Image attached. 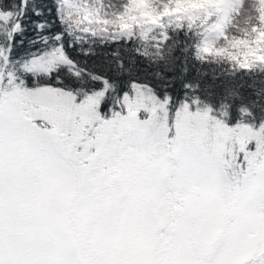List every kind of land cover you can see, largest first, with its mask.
<instances>
[{
	"label": "snow or ice",
	"instance_id": "6c2138e0",
	"mask_svg": "<svg viewBox=\"0 0 264 264\" xmlns=\"http://www.w3.org/2000/svg\"><path fill=\"white\" fill-rule=\"evenodd\" d=\"M234 3L0 0V264H264V30L230 40Z\"/></svg>",
	"mask_w": 264,
	"mask_h": 264
},
{
	"label": "rangeland",
	"instance_id": "374dc122",
	"mask_svg": "<svg viewBox=\"0 0 264 264\" xmlns=\"http://www.w3.org/2000/svg\"><path fill=\"white\" fill-rule=\"evenodd\" d=\"M123 0H104L106 6L118 7ZM264 15V4L261 0H235L234 6L228 12L227 34L229 39H253V29L264 30L261 16ZM223 42H221V46Z\"/></svg>",
	"mask_w": 264,
	"mask_h": 264
}]
</instances>
